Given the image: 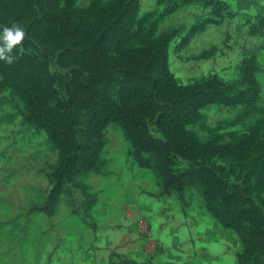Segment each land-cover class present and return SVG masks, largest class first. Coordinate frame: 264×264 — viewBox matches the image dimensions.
Returning <instances> with one entry per match:
<instances>
[{
	"label": "rangeland",
	"instance_id": "374dc122",
	"mask_svg": "<svg viewBox=\"0 0 264 264\" xmlns=\"http://www.w3.org/2000/svg\"><path fill=\"white\" fill-rule=\"evenodd\" d=\"M48 1L41 0L35 16L22 22L0 11V26H23V49L45 59L60 75L71 67H61L57 62L60 50L40 41L41 7L71 10L77 24L94 29L99 24L97 12L113 0ZM126 1L134 7V23L119 42L107 45V57L114 58L123 47L144 46L167 34L166 67L177 83L214 79L233 91L256 90L250 104L203 106L186 128L201 142L230 144L256 128L264 143V0ZM248 68L257 88L243 80ZM120 78L116 75L111 84L98 87L117 98ZM62 83L60 79V95ZM78 118V137L84 141L86 118L80 112ZM101 133L98 164L55 180L56 146L28 117L19 94L0 86V264H79L73 239L88 247L96 242L102 245L110 234L91 212L102 193L116 199L111 202L132 220L138 237L133 244L136 263L123 258L125 263L118 264H239L238 255L246 241L214 217L199 185H189L180 194L164 190L154 169L136 163L130 142L116 122H108ZM249 161L219 156L207 159L228 171L231 184L247 188L248 196L264 212V190L254 177L243 181ZM57 182L56 198L48 203ZM74 216L87 230H76ZM126 233L120 234L125 247L130 241ZM129 250L127 247V254ZM97 253L88 264H102L98 255L103 250L97 249Z\"/></svg>",
	"mask_w": 264,
	"mask_h": 264
},
{
	"label": "trees",
	"instance_id": "16d2710c",
	"mask_svg": "<svg viewBox=\"0 0 264 264\" xmlns=\"http://www.w3.org/2000/svg\"><path fill=\"white\" fill-rule=\"evenodd\" d=\"M40 1L0 0V11L22 22L35 16ZM40 10V41L59 49L58 64L70 70L55 74L45 59L23 49L13 64L0 61V86L19 94L28 117L56 146L59 157L53 178L95 167L102 129L116 122L130 142L136 163L154 169L164 190L180 194L189 185L201 187L214 217L247 243L238 255L239 264H264V212L248 196L247 188L230 183L223 166L207 162L214 156L241 162L250 159L243 181L254 177L264 190V143L257 129L242 133L230 144L201 142L186 128L203 106L250 104L256 90L233 91L214 79L177 83L166 67L165 33L147 45L123 47L114 58L107 57V45L119 42L134 23V7L126 0H113L97 12L99 24L94 29L77 24L71 10L54 6ZM116 75L121 78L114 98L98 86L111 84ZM243 80L257 88L250 68ZM79 112L86 118L84 141L78 137ZM58 186L57 182L52 187L48 203L56 198Z\"/></svg>",
	"mask_w": 264,
	"mask_h": 264
},
{
	"label": "crops",
	"instance_id": "0c3cea01",
	"mask_svg": "<svg viewBox=\"0 0 264 264\" xmlns=\"http://www.w3.org/2000/svg\"><path fill=\"white\" fill-rule=\"evenodd\" d=\"M111 200L115 201L116 199L108 197V194H98L97 201L91 210L94 219L97 220L100 226L104 227L103 231L110 233L109 235H106L104 239L102 238L104 243L101 245L100 242H96L93 246L90 245L85 247L84 244L82 246L78 244V242L82 243L81 240H72V244H74L76 249L77 259H79L80 262L79 264L90 263V260L88 259H91L98 254L97 249L103 250V253L98 255L102 258V264H118L117 262L120 261L125 263L123 258L127 259L128 263H136L133 244H135L138 237L135 234V227L132 220L127 219L125 211H123L121 206L116 207V203H112ZM135 215L137 214L135 213ZM73 224L77 231L87 230L86 225L77 216H74ZM123 232H127L126 234L130 237L129 245L127 246L130 248L128 254L126 252L127 247L122 245L120 239V234ZM131 241L134 243H130ZM83 247L85 248L82 249Z\"/></svg>",
	"mask_w": 264,
	"mask_h": 264
},
{
	"label": "clouds",
	"instance_id": "9594fccd",
	"mask_svg": "<svg viewBox=\"0 0 264 264\" xmlns=\"http://www.w3.org/2000/svg\"><path fill=\"white\" fill-rule=\"evenodd\" d=\"M24 39L25 28L20 24L0 27V61L13 64L18 54L23 51Z\"/></svg>",
	"mask_w": 264,
	"mask_h": 264
},
{
	"label": "built area",
	"instance_id": "2783aa9c",
	"mask_svg": "<svg viewBox=\"0 0 264 264\" xmlns=\"http://www.w3.org/2000/svg\"><path fill=\"white\" fill-rule=\"evenodd\" d=\"M145 264H152L150 261L145 262Z\"/></svg>",
	"mask_w": 264,
	"mask_h": 264
}]
</instances>
